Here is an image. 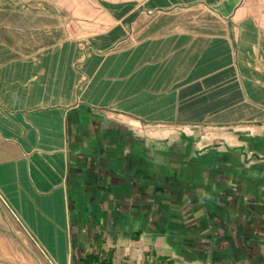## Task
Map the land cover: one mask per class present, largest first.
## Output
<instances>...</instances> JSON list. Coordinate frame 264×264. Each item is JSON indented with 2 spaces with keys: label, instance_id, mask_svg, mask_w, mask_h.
I'll return each instance as SVG.
<instances>
[{
  "label": "crops",
  "instance_id": "1",
  "mask_svg": "<svg viewBox=\"0 0 264 264\" xmlns=\"http://www.w3.org/2000/svg\"><path fill=\"white\" fill-rule=\"evenodd\" d=\"M98 233L264 264V0H0V264Z\"/></svg>",
  "mask_w": 264,
  "mask_h": 264
},
{
  "label": "trees",
  "instance_id": "2",
  "mask_svg": "<svg viewBox=\"0 0 264 264\" xmlns=\"http://www.w3.org/2000/svg\"><path fill=\"white\" fill-rule=\"evenodd\" d=\"M142 232L139 231L134 233V240H139ZM106 241L103 233L97 234V241L93 246V250L88 252L83 258V264H127V263H116L115 249H105ZM145 264H150L149 258H153L154 264H177V260L168 255H160L156 252H148L146 255Z\"/></svg>",
  "mask_w": 264,
  "mask_h": 264
}]
</instances>
